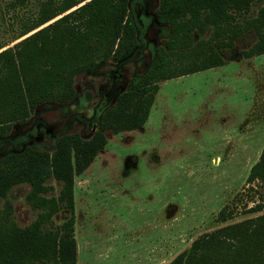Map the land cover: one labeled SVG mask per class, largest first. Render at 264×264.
Wrapping results in <instances>:
<instances>
[{
	"label": "rangeland",
	"instance_id": "374dc122",
	"mask_svg": "<svg viewBox=\"0 0 264 264\" xmlns=\"http://www.w3.org/2000/svg\"><path fill=\"white\" fill-rule=\"evenodd\" d=\"M9 2L0 0V44H6L0 51L34 32L13 39L19 17L33 14L39 0L14 8ZM158 4L129 0L138 39L129 61L77 75L72 101L45 103L0 137V158L27 145L53 150L65 133L90 137L103 109L148 69L169 36L156 21ZM259 6L254 2L240 17L254 16ZM255 39L253 31L242 34L221 51V66L159 82L141 127L106 132L104 148L73 180L76 264H166L200 235L264 213V185L247 181L264 146V54H242ZM48 183L47 195L57 196L61 183ZM29 189L20 183L0 198V209L9 201L20 227L38 212L26 200ZM258 204L259 211L248 210ZM67 216L62 210L52 221L59 225Z\"/></svg>",
	"mask_w": 264,
	"mask_h": 264
},
{
	"label": "trees",
	"instance_id": "16d2710c",
	"mask_svg": "<svg viewBox=\"0 0 264 264\" xmlns=\"http://www.w3.org/2000/svg\"><path fill=\"white\" fill-rule=\"evenodd\" d=\"M25 1L9 4L14 8ZM254 2L260 3L256 14L240 17ZM155 18L168 26L169 36L155 48L148 69L132 76L103 109L90 137L65 133L53 150L27 145L0 158V198L27 183L26 200L38 211L33 222L20 227L5 201L0 209V264H76L73 180L104 148L106 132L141 127L159 82L225 64L221 51L248 31L256 39L243 56L264 54V0H159ZM18 20L21 29L13 39L34 32L0 51L1 138L39 106L72 101L77 75L109 61L125 63L138 45L129 0H39L33 14ZM51 178L61 183L57 196L47 195ZM247 181L264 185V146ZM260 209L258 204L248 210ZM62 210L68 216L55 225L52 218ZM227 217L222 209L220 220ZM166 264H264V213L200 235Z\"/></svg>",
	"mask_w": 264,
	"mask_h": 264
},
{
	"label": "crops",
	"instance_id": "0c3cea01",
	"mask_svg": "<svg viewBox=\"0 0 264 264\" xmlns=\"http://www.w3.org/2000/svg\"><path fill=\"white\" fill-rule=\"evenodd\" d=\"M246 83L248 84V80L246 79Z\"/></svg>",
	"mask_w": 264,
	"mask_h": 264
}]
</instances>
